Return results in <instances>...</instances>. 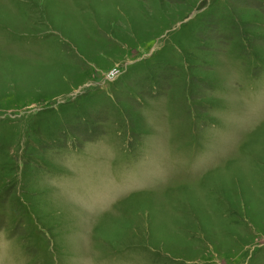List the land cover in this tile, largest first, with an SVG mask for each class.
<instances>
[{
  "label": "rangeland",
  "instance_id": "374dc122",
  "mask_svg": "<svg viewBox=\"0 0 264 264\" xmlns=\"http://www.w3.org/2000/svg\"><path fill=\"white\" fill-rule=\"evenodd\" d=\"M0 264H264V0H0Z\"/></svg>",
  "mask_w": 264,
  "mask_h": 264
}]
</instances>
